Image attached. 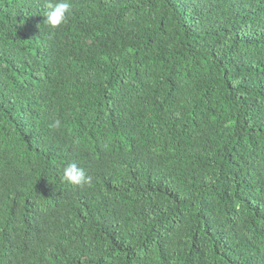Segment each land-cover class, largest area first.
Here are the masks:
<instances>
[{"label":"trees","instance_id":"16d2710c","mask_svg":"<svg viewBox=\"0 0 264 264\" xmlns=\"http://www.w3.org/2000/svg\"><path fill=\"white\" fill-rule=\"evenodd\" d=\"M56 2L0 0V264H264V0Z\"/></svg>","mask_w":264,"mask_h":264},{"label":"clouds","instance_id":"9594fccd","mask_svg":"<svg viewBox=\"0 0 264 264\" xmlns=\"http://www.w3.org/2000/svg\"><path fill=\"white\" fill-rule=\"evenodd\" d=\"M46 13V23L52 26H58L67 19V13L70 11L68 0H58L56 3L48 4ZM59 121L56 125L59 126ZM64 178L73 184L91 183V177L85 176L83 169L78 168L75 163H69L64 169Z\"/></svg>","mask_w":264,"mask_h":264}]
</instances>
